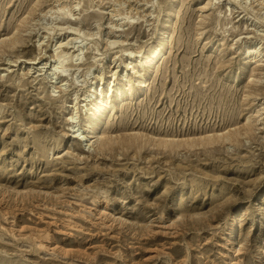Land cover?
<instances>
[{
  "label": "rangeland",
  "instance_id": "rangeland-1",
  "mask_svg": "<svg viewBox=\"0 0 264 264\" xmlns=\"http://www.w3.org/2000/svg\"><path fill=\"white\" fill-rule=\"evenodd\" d=\"M263 3L0 0V40L21 33L14 47L0 44V264H259ZM160 30L166 54L147 59ZM128 57L133 69L119 80ZM101 76L103 91L118 82L122 96L115 90L106 118L93 117L97 131L138 137L106 155L77 143L88 119L72 127L92 119L87 95ZM249 116L252 130L233 142L144 144L198 141L242 129ZM30 188L62 203L21 201ZM239 212L243 249L234 252L226 226Z\"/></svg>",
  "mask_w": 264,
  "mask_h": 264
},
{
  "label": "bare ground",
  "instance_id": "bare-ground-1",
  "mask_svg": "<svg viewBox=\"0 0 264 264\" xmlns=\"http://www.w3.org/2000/svg\"><path fill=\"white\" fill-rule=\"evenodd\" d=\"M262 1L264 2V0H262ZM263 5H264V3H263ZM70 13L71 12H69V14ZM87 34L89 35L90 33H87ZM79 36H81V34ZM20 38H21V33L18 31L15 34H13L12 37L1 39L0 44H5L8 47H14L17 43L20 42V40H21ZM168 39H169L168 31L167 30H160V34L157 37V41L155 43H152L149 46V49H150L149 54H145L144 57L147 59H150V58L151 59H158V58L163 57L166 54V45L168 43ZM116 42H117V40H112L111 44H115ZM64 52H61L60 54L57 53V56H58V59L60 60L61 65L63 64V61L65 59V55H66ZM245 53L247 55L246 57L254 59V60L256 59L257 54H259L257 50H247ZM256 61H258V60H256ZM131 64H132V57H128L127 61L124 63V67L121 68V70H120L119 80H124L125 78H127L129 76L130 69H133V66ZM61 76H62V74H61ZM98 78H100L99 79L100 82L98 81L99 82L98 85L93 89V91L90 93V95H87V97H89L92 100L91 101V110H92L91 113L93 115L92 119H90L89 117H83L82 119L80 118L79 120L75 121V125H72V127H73V129H75L76 125L78 124V122L80 120L84 121V120L88 119V121H85L84 127H82V131L79 132L77 134V136H75L76 137L75 139H76L77 143L79 142L81 144L85 141H88L90 143L88 147H93L94 144H96L98 149L100 151H102V155H103L106 153V152H103V150L106 149L108 152V150L112 149V146L116 142L119 144V142L121 141L122 143H125V147L127 146V148H128V145L130 146V145L134 144V142L138 141V137H135V136L123 137L122 136L123 138L119 137V139H118L117 136H112V135L109 136V135H105V134L97 131L98 127L100 125L99 124L100 123V117L99 118L97 117L95 120H93L94 119L93 117L97 116V114L100 113L102 117L106 118V114H104V112L102 114V111H104L106 108L112 109V107H111V96L113 95L115 90H116L115 92H117L116 93L117 97L122 96V92L119 91V88H118L119 87L118 82L115 83V80H114L113 83H115V84L109 85L108 89H107L108 91L106 93L105 91H103V86L105 83L104 78L102 76L98 77ZM136 82L139 86H141V85H143L144 80L142 77H139V79H137ZM99 85H101L100 89L98 88ZM250 118L251 117L249 116L247 124H245V126L242 129L237 128V129L229 130L225 133H220L218 135H214V134L213 135H207L205 137L200 138V140H198V141H196L195 139H190V140H188V139H160L157 141L151 140V139H144V144H146V143L156 144V145L161 146L163 148H169L172 150V149L179 147L181 145H189V146H195V145H199V144L210 145V144L214 143L215 141H219V140H221L222 142H224V141L233 142L239 135L248 134L252 130V123L250 122ZM73 131H75V130H73ZM140 143H142V141H140ZM0 190H1L0 196H2L3 192H5V190H3V188H1V187H0ZM17 193L21 194V196H20L22 199L21 201H25V199H26L30 203H34V201H36L38 204H39V202H42L43 205L44 204L45 205L46 204H53L54 205V204H57L58 201H60L59 193L44 192L42 194L41 189H37V188L36 189L30 188L28 190L19 191ZM93 201L96 203L95 199H93ZM59 203H62V202L60 201ZM239 221H240V212L237 215L232 214L229 217V219L227 220V226H226V228H227V239L229 241H231L232 243H234V242L236 243L235 245L232 246V249L234 252L241 251L243 249L241 242H239V240H238V238H239V223H240ZM147 225H151V224H147ZM147 225H145L143 227L144 232L149 231V226H147ZM42 244L43 243H41V245ZM259 249H260V246L258 248V251H259ZM257 258H258L257 262L259 264H261L263 262L262 260L264 257L260 252L258 253Z\"/></svg>",
  "mask_w": 264,
  "mask_h": 264
}]
</instances>
